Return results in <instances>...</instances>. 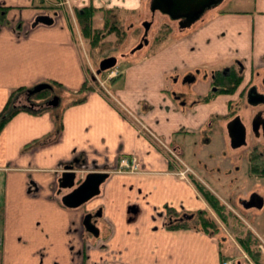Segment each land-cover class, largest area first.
<instances>
[{"label": "crops", "instance_id": "0c3cea01", "mask_svg": "<svg viewBox=\"0 0 264 264\" xmlns=\"http://www.w3.org/2000/svg\"><path fill=\"white\" fill-rule=\"evenodd\" d=\"M90 5L125 11L138 3L0 0V114L19 89L56 82L77 94L88 82L76 32L81 35L70 11ZM43 16L52 24L40 22ZM236 60L242 64L244 83L255 71L264 74V0H252L239 11L216 12L186 39L134 63L124 75L119 71L124 80L115 84L120 86L113 99L128 116L97 89L85 94L83 103L72 104L74 99L65 103L62 98L60 106L50 111L16 114L0 135V264H223L228 260L223 259L217 235L168 228V209L191 217L208 210L194 179L220 200L227 199L189 163L186 168L193 172L184 169L189 180L180 177L177 160L154 138L183 146L175 135L183 130L199 133L212 115L227 114L233 99L220 95L208 105L183 110L167 98V76L208 65L228 66ZM156 63L160 69L153 75L149 66ZM153 77L149 91L135 92L140 82ZM221 127L226 137L225 125ZM179 146L176 149L182 152ZM71 162L83 166L82 178L92 172L109 174L101 193L76 209L62 202L71 190L59 193L58 181ZM123 162H135L137 169L131 171ZM256 163L249 178L256 177L262 187L264 175L253 170ZM257 194L264 199V194ZM89 213H101L96 218L98 237L83 226Z\"/></svg>", "mask_w": 264, "mask_h": 264}, {"label": "rangeland", "instance_id": "374dc122", "mask_svg": "<svg viewBox=\"0 0 264 264\" xmlns=\"http://www.w3.org/2000/svg\"><path fill=\"white\" fill-rule=\"evenodd\" d=\"M135 1H137L138 3V6L133 9V11L135 12H132V10L124 11L123 9L116 10L120 18L122 19L123 25L126 27L127 32L130 33L126 41L124 43H120L116 41V38L113 36L111 38H107L106 41L111 40V44L107 45L110 47H107V49H105L104 51H100L99 49L93 48L91 44L83 38L81 28L78 24L77 13H75V11H70L74 27L76 29L78 27L81 35L79 37L78 32H76L78 45L80 47L82 58L89 76L88 82L91 83L92 78H97L96 80L100 84V87L106 91L110 99L115 102L127 116V112L121 107L119 103H117L113 99L114 96L118 97L117 88L120 86H115V84L117 82L119 84L122 83V80H124V72L128 68L133 67L134 63L141 62L143 61V59L154 57L158 53L162 52V50L170 46L162 45L164 44L163 42H165L163 40L166 39L168 35L167 33L160 31L162 21L159 18L160 16H157V18L154 19L153 28L148 36L150 44L148 46H145L142 50L137 51L135 54H131L132 50L142 42L141 34H143L144 32V28L142 26L143 22L152 20L149 11L151 0ZM251 4L252 0H227L226 4L224 6L222 5L220 9H218L216 12H220L221 10L239 11V9H244L247 6H250ZM67 5L69 8V4ZM216 12L208 14L205 18V21L210 19ZM101 24L102 19L98 18L97 25L101 26ZM132 27L134 28V31L130 30V28ZM155 38L161 39L160 42L159 39L158 42H155ZM109 56H114L118 58V64L116 68L123 74L121 78H118L114 81H109L110 75H108V72L101 74L100 77H96L100 62ZM149 69L153 72V75H155L154 71H158V69H160V63H156L149 66ZM100 81L104 82V85H102ZM153 83L154 77L151 79L147 78L145 82H140V84L137 85V89L135 92L139 90L140 92H146V90L149 91ZM246 85L247 83H244L243 86ZM56 91H58V96L60 97V99H64L65 103H68L69 100L72 101L73 99H75L72 93L67 91V89L62 90L61 88H57ZM185 91L189 95L194 93L204 95L207 92V85L200 84L196 88L193 87ZM234 106L235 107L233 109H235V113L239 114L244 124L251 131L253 124V116L256 113V108H252L248 104L239 102L235 103ZM251 109H253V111H251ZM257 110L264 111V105H260ZM214 117L217 118L216 115ZM215 128L216 129L212 133L207 135H204L203 133L189 136L177 135L174 139L175 141L177 140L183 145L184 160L190 165L197 168L199 170L198 173L202 176V178L206 179L205 177H207L212 183V188L216 190L220 196L225 197V199H227L220 200L216 194L212 193L224 205H226V221H224L222 217H220V215L214 212L210 204L206 200L205 201L208 205V210L206 211H208L210 215L217 220L218 226L220 228V232L216 233L215 235L220 238L221 244L223 243L224 248L227 249V254L228 251H232L231 253L229 252L227 256L229 258L228 260H233L235 262H240L241 260H244L246 264H257L251 258V256L240 246L238 237L241 236L242 233L245 232V230H252L257 236L260 235L264 239V208L246 209L241 204V201H243L242 199L244 198V200H249L248 198L252 193L259 192L261 194H264V180L261 181L262 187H259L256 183L257 180L254 181L256 177H254V179L249 178L251 170V164L249 163V148L234 150L231 147L229 137H225L224 134L221 133V122L219 124H216ZM146 135L148 136V134ZM252 139V136L248 138L250 143ZM154 142L157 146L161 148L160 141L154 138ZM254 142L252 141V144H255ZM261 162L262 161H259L258 164H261ZM184 169L185 168L182 166H177V170L179 171H177L178 173H180L182 170L184 171ZM238 169H240L239 172ZM184 179L189 180L188 177ZM231 196L233 197V200ZM182 215L183 214H179L178 217L180 216V218H182L184 216ZM170 216L172 219L175 218L174 214ZM259 244L260 240L256 247L257 250H259ZM262 254L264 253L262 252ZM244 261H242V264L244 263Z\"/></svg>", "mask_w": 264, "mask_h": 264}, {"label": "flooded vegetation", "instance_id": "af4514ba", "mask_svg": "<svg viewBox=\"0 0 264 264\" xmlns=\"http://www.w3.org/2000/svg\"><path fill=\"white\" fill-rule=\"evenodd\" d=\"M224 2H225V0H224ZM224 2L222 3V5L224 4ZM222 5H220L219 7L215 8L213 10L206 12V14L203 16V18L200 21L196 22L195 24H193L191 27H188V28H182L180 26L179 22L172 21L168 16L162 14L161 12H156L155 14H153L151 11V5H150L149 11H150V15H151L152 20L143 22L142 26L144 28V32H143V34H141V36H142L141 39L143 41L145 33H146L144 23L150 22V24H151L150 30L148 32V36H149V34L153 28V25H154V19L157 18V16H160L159 18L162 21L161 26H160V31H163V32L167 33V35H168V37H166V39L163 40V41H165V42H163L164 44H162V42H161V44L163 46H167V45L172 46L174 44H177L180 41L186 39L191 34H193L194 31H196L199 27L205 25V23L207 22V20L205 21L206 16L210 13L215 12ZM163 27H164V29H163ZM148 36H147V38H148ZM157 39H159V38H157ZM155 40H156V38H155ZM160 40L161 39H159V42H160ZM149 44H150V41H149ZM241 66H242V64H240L236 60V61L231 62V64H229L228 66L226 65L223 67H213L211 65H208L206 67L189 70L188 72H180L177 74L167 76L166 80L168 83L166 86L167 88L165 89L167 98L170 99L171 102H175L177 104V106L179 108H182L183 110H185V109L195 110L199 106L208 105L211 102H213L220 95H227V96L233 97L231 102H229V104H228L229 110H228L227 114H224V115L217 114L216 115L217 118L214 117L215 115H212L210 117V119L208 120L206 126L199 133H196L197 135L201 134V133H203L204 135L212 133L215 130L214 127H216V123L219 124L221 122V124L225 125L226 136L229 137L227 125L229 122H231L232 120H234L236 117L239 116V114L235 113V109H233L235 107L234 106L235 103L239 102V103L248 104L247 94H248V91L252 87H256L257 90L261 94H264V74L255 71L251 76H249V81L247 82V85L243 86L244 82L246 81L245 80L246 77H244V72L241 71V68H240ZM235 74H236V76L241 77L242 79H241L240 83L237 85L234 93L233 94H226V93L221 92V90H223L224 88L219 83L225 82V81L229 82V81L233 80ZM200 84H206L207 85V92L204 95L203 94H196V93L189 95L185 91V90L191 89L193 87L196 88ZM234 85H235V81H233L231 86H234ZM249 106H251V105H249ZM259 106H251L252 108H256L255 109L256 113L253 116V124H252V130L251 131L242 121L246 127L247 145H245L241 148H238V149L249 148L250 164L252 165L254 163L252 161L255 158V161L257 162L256 166H262V167H260L261 168L260 170H262L264 168V163H262V162H264V143H263L264 142V111L257 110ZM251 111H253V109H251ZM241 120H242V118H241ZM196 134H193V133L188 134L183 130L182 132H180L177 135L189 136V135H196ZM177 135H175L174 138ZM250 136L253 137V139L251 140V143L248 140V138ZM229 139H230V137H229ZM252 141L253 142L255 141L254 142L255 144H252ZM164 143L167 146L166 152L168 155H170V152L174 151L176 153V155L178 156L179 159L177 160V163H176L177 166H182V167L186 168L187 162L185 160H183L184 158L182 157V156H184L183 146L176 145V146H179L180 148H182V152H180L176 149V146L174 144L175 142L174 143L172 142L173 144H171V142H168L165 140ZM230 144H231V140H230ZM234 150H237V149H234ZM259 161H262L261 164H258ZM192 172L193 171L191 170V173ZM260 173L263 174L262 171ZM205 178L208 182L211 183V181L207 177H205ZM194 182H199V181H198V179H194ZM253 194L250 195V197L248 198L249 200Z\"/></svg>", "mask_w": 264, "mask_h": 264}, {"label": "water", "instance_id": "95a60500", "mask_svg": "<svg viewBox=\"0 0 264 264\" xmlns=\"http://www.w3.org/2000/svg\"><path fill=\"white\" fill-rule=\"evenodd\" d=\"M224 0H151V11L153 14L161 12L168 16L172 21L179 22L182 28L191 27L196 22L200 21L206 12L213 10L220 5ZM40 22L45 24H52L53 20L48 17H40ZM150 22L144 23L146 30L143 41L136 46L131 54H135L137 51L142 50L145 46L149 45V39L147 38L150 30ZM118 64L117 57H109L103 59L99 64L97 71L98 75L107 72L115 68ZM50 90L54 93V87L51 84L44 83L29 89L26 93L27 104L22 105L25 110H38L46 108H57L60 106L61 99L58 95H54L51 99L43 103H37L32 100L43 91ZM248 104L251 106H259L264 104V94H261L256 87H252L247 94ZM228 134L231 140V146L233 149L241 148L247 145L246 141V127L243 124L241 117L238 116L227 125ZM83 166H77L74 162L65 166V170L58 181L60 187V194L63 190H71V192L65 195L62 202L68 208L76 209L87 203L101 193V186L108 178V173L92 172L88 173L85 177L80 176V172ZM241 204L246 208L262 209L264 207V199L257 193H254L250 200H243ZM101 216L99 214H87L84 217L83 226L85 230L98 237L100 230L97 227L96 218Z\"/></svg>", "mask_w": 264, "mask_h": 264}, {"label": "trees", "instance_id": "16d2710c", "mask_svg": "<svg viewBox=\"0 0 264 264\" xmlns=\"http://www.w3.org/2000/svg\"><path fill=\"white\" fill-rule=\"evenodd\" d=\"M129 11V10H125ZM132 12H135L132 10ZM77 16H78V24L81 28V33L83 38L91 44L93 48L99 49L100 51H104L107 49V46L111 44V40L106 41L107 38H111L112 36L116 38V41L120 43H124L130 33L127 32L126 27L123 25V21L120 18L119 14L117 13L116 9H109V8H96L93 5L84 7L82 9H77ZM98 18L102 19L101 26H98ZM130 30L134 31V28H130ZM132 31V32H133ZM158 42V39L156 38V41ZM120 78V77H118ZM237 78V79H236ZM241 77L234 75L233 80L231 81H225L219 83L224 88L221 90V92L226 94H233L237 85L241 81ZM90 82H86L84 86L81 88V90L77 94L72 95L75 97V99L72 101V104H79L83 103L86 99L84 97L85 94H88L89 92H92L93 90L98 89V91L105 96L108 100H110L118 109L119 111L127 116L124 111L115 103L113 102L110 97L107 95L106 91L100 87V84L94 80L91 79ZM114 80V79H113ZM235 81V85L231 86V84ZM54 89L55 92H57V88H61L62 90H65L61 84L56 82L50 83ZM95 85V86H93ZM29 89H19L15 91L6 108L4 111L0 114V135L2 131L4 130L5 126L8 124V122L20 111H23L25 109L22 108V105L26 101V92ZM53 92L50 90H46L38 94L35 98H33V101H40L37 103H43L49 100L53 96ZM32 113H43L46 111H50V108H44V109H38V110H27ZM57 124H59L60 118L56 119ZM255 162V158L253 159ZM262 166H253L254 171H262L264 175V168L260 170ZM196 186V188L199 189L205 200L210 204L211 208L216 212L224 221L227 220V207L224 205L218 198L215 197L212 192H210L206 186H204L200 182H193ZM174 214L176 220L172 219L170 215ZM178 213L175 210L168 209V220H167V226L170 229H188V228H195L199 229L211 234H216L220 232V228L218 226L217 220L210 215L208 211H202L197 213L194 217H178ZM233 215V214H232ZM183 216V215H182ZM178 217V218H177ZM3 223V205L0 201V225ZM240 246L251 256V258L257 263V264H264L262 262L263 255L259 250H257V244L259 242L258 236L252 231V230H245V232L242 233L241 236L238 237ZM222 254L223 259H226L227 257V251H225L223 243H222Z\"/></svg>", "mask_w": 264, "mask_h": 264}, {"label": "built area", "instance_id": "2783aa9c", "mask_svg": "<svg viewBox=\"0 0 264 264\" xmlns=\"http://www.w3.org/2000/svg\"><path fill=\"white\" fill-rule=\"evenodd\" d=\"M117 74H118L117 70L112 71L111 74H110V78H113V77L117 76ZM123 165L125 167L130 168L131 171H135L137 169V166H136L135 162H133L132 165H129L128 163L123 162ZM259 249L264 253V240L263 239L260 240ZM224 264H234V262L233 261H228V262H225Z\"/></svg>", "mask_w": 264, "mask_h": 264}, {"label": "bare ground", "instance_id": "6f19581e", "mask_svg": "<svg viewBox=\"0 0 264 264\" xmlns=\"http://www.w3.org/2000/svg\"><path fill=\"white\" fill-rule=\"evenodd\" d=\"M178 174H179V176L182 177V178H186V176H187V175H186V172H184V171H183V172H180V173H178Z\"/></svg>", "mask_w": 264, "mask_h": 264}]
</instances>
